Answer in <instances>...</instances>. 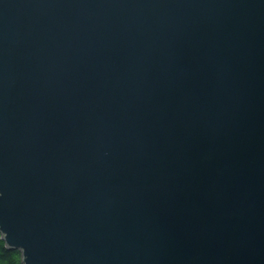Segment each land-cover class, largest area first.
<instances>
[{
  "label": "water",
  "instance_id": "1",
  "mask_svg": "<svg viewBox=\"0 0 264 264\" xmlns=\"http://www.w3.org/2000/svg\"><path fill=\"white\" fill-rule=\"evenodd\" d=\"M0 234L22 264H264V0H0Z\"/></svg>",
  "mask_w": 264,
  "mask_h": 264
},
{
  "label": "trees",
  "instance_id": "2",
  "mask_svg": "<svg viewBox=\"0 0 264 264\" xmlns=\"http://www.w3.org/2000/svg\"><path fill=\"white\" fill-rule=\"evenodd\" d=\"M0 264H22L21 251L8 248L0 234Z\"/></svg>",
  "mask_w": 264,
  "mask_h": 264
}]
</instances>
